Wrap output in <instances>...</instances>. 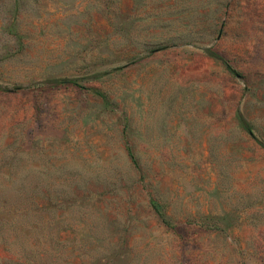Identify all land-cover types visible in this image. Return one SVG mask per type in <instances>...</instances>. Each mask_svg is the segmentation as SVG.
<instances>
[{
    "label": "rangeland",
    "instance_id": "rangeland-1",
    "mask_svg": "<svg viewBox=\"0 0 264 264\" xmlns=\"http://www.w3.org/2000/svg\"><path fill=\"white\" fill-rule=\"evenodd\" d=\"M0 264H264V0H0Z\"/></svg>",
    "mask_w": 264,
    "mask_h": 264
}]
</instances>
